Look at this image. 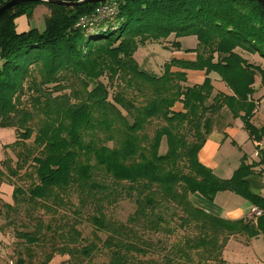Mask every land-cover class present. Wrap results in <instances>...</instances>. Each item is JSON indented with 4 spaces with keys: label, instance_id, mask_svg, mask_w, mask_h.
Segmentation results:
<instances>
[{
    "label": "trees",
    "instance_id": "trees-1",
    "mask_svg": "<svg viewBox=\"0 0 264 264\" xmlns=\"http://www.w3.org/2000/svg\"><path fill=\"white\" fill-rule=\"evenodd\" d=\"M112 2L114 17L92 26L76 25L99 4L22 3L0 16V129L14 134L0 161V187H12L11 203L0 202V232L10 229L17 241L15 264L56 256L95 264L99 254L104 264H226L230 237L264 240V197L245 181L264 173V155L251 163L242 156L226 180L197 156L224 107L249 137L264 139V128L250 123L256 105L247 98L255 77L264 87V68L243 57L264 60V10L255 0ZM40 5L44 29L18 32L15 21L31 20ZM185 37L196 39L186 50L195 59H171L159 76L134 58L151 42L180 50ZM185 71L205 79L189 86ZM210 74L231 95L213 94ZM225 191L261 215L223 219L190 200L211 202ZM122 202L133 206L125 222L112 213Z\"/></svg>",
    "mask_w": 264,
    "mask_h": 264
},
{
    "label": "crops",
    "instance_id": "crops-1",
    "mask_svg": "<svg viewBox=\"0 0 264 264\" xmlns=\"http://www.w3.org/2000/svg\"><path fill=\"white\" fill-rule=\"evenodd\" d=\"M46 14L47 8L45 6H37L33 10L31 20L20 17L15 21L16 30L18 32H24L34 28L33 26L35 23L37 25L40 24L35 20L39 18L43 20ZM189 38L192 37H185L177 40L180 43V50L168 49L165 47L168 44L158 45L161 47V52H166L168 57H170L169 60L193 61L196 54L194 52H186V50H193L195 48L196 39L194 37L193 40ZM168 40L170 41L173 39L170 37ZM149 47V45H146L143 48L147 49ZM243 57L249 62L264 68V60L258 58L257 55L244 54ZM143 64H148L150 70H153L152 67L157 65L154 61L147 59ZM162 71L163 69H161V72L158 71V73L153 74L159 76L162 74ZM172 71H177V69L173 68ZM185 73L186 84L189 86L201 84L205 79V74L202 71H185ZM209 77L212 80L214 88L213 94L222 93L231 95V92L226 88L224 83L220 81L217 75L210 74ZM253 88L254 92L249 97L250 100L255 102L256 107L250 119V123L256 129H261L264 128V87L260 84L258 77L254 79ZM175 110H181V106L177 104ZM210 127V133L206 136L205 143L198 152L197 157L198 161L210 168L218 178L225 180L230 179L233 172L240 165L242 156H246V163H251L259 161L253 157L256 151L264 155V139L257 141L249 137L240 118H233L225 107L211 118ZM245 181L248 184L251 194L264 197V173L249 176ZM190 200L195 207L214 216L228 220L248 219L251 209L254 208L241 196L228 191L217 193L211 202L197 195L191 196ZM252 221L255 222V220ZM222 257L226 264H264V240L261 236L249 240H246L242 236H232L223 250ZM54 260L55 258L52 259V261Z\"/></svg>",
    "mask_w": 264,
    "mask_h": 264
},
{
    "label": "rangeland",
    "instance_id": "rangeland-1",
    "mask_svg": "<svg viewBox=\"0 0 264 264\" xmlns=\"http://www.w3.org/2000/svg\"><path fill=\"white\" fill-rule=\"evenodd\" d=\"M35 21H37L40 24L37 25L35 23L33 27L39 31H42L44 29V22L42 18H39ZM103 26L106 27V25ZM189 39L193 40V37ZM147 45L150 46L147 49H144L143 48L144 46L137 49V51L134 54L135 60L139 64L140 68L147 73L153 74V73H158V71L161 72V69H163L162 64L166 63V61H168L170 57H168L166 52L164 53L161 52L162 51L161 47L158 44H156V42H151ZM146 59L152 60L157 64L152 67L153 70H150V66H148V64H143L144 62H146ZM102 81H104V83L106 82L105 79H102ZM12 132L13 131L10 129H0V161L4 157V152H5L4 145L10 144L14 141V135L12 134ZM165 151H166V144L165 141L163 140L159 148L160 155H163ZM6 152L11 155L10 150H7ZM11 191H12V187L5 184L1 185L0 187L1 203L2 202L11 203V198H10ZM132 212H133V206L128 202L120 203L112 211L114 217L120 222H125L129 217V215L132 214ZM0 224L2 225L4 224L3 219H0ZM79 229L82 231L84 235H88L90 232V229L86 225L80 226ZM16 246H17V241L13 237L12 231L8 228H4L3 231L0 232V263L1 264H15L16 256L14 254V250ZM160 255H162V253H160ZM54 258L55 260L51 261L50 264H63L66 261L65 257L59 258L56 256ZM106 262H107V258L104 254H99L94 257L95 264H104Z\"/></svg>",
    "mask_w": 264,
    "mask_h": 264
},
{
    "label": "built area",
    "instance_id": "built-area-1",
    "mask_svg": "<svg viewBox=\"0 0 264 264\" xmlns=\"http://www.w3.org/2000/svg\"><path fill=\"white\" fill-rule=\"evenodd\" d=\"M115 13H116L115 3H113L112 1L102 3L99 4V6L96 8L95 15L93 17L88 19L81 18L76 26H83V25L92 26V24H96L98 22L106 21L113 18ZM248 100H250L249 96H248ZM253 157L259 160L261 158L260 152L256 151L253 154ZM259 170L264 171V166H259ZM260 215H261V211H259L256 208H252L250 211V215L248 216V219L252 221L255 220L257 217H259Z\"/></svg>",
    "mask_w": 264,
    "mask_h": 264
},
{
    "label": "water",
    "instance_id": "water-1",
    "mask_svg": "<svg viewBox=\"0 0 264 264\" xmlns=\"http://www.w3.org/2000/svg\"><path fill=\"white\" fill-rule=\"evenodd\" d=\"M113 0H77L75 2H67V1H61V0H10L0 6V16L7 11L8 9L12 8L13 6L22 4V3H49L53 5H58V6H65V7H73V6H78V5H83V4H102L106 2H110ZM261 8L264 10V0H255Z\"/></svg>",
    "mask_w": 264,
    "mask_h": 264
}]
</instances>
